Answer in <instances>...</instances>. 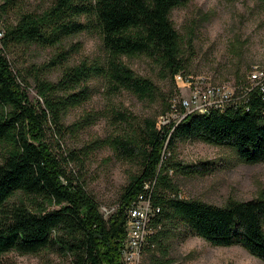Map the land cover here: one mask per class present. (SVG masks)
Masks as SVG:
<instances>
[{"label": "trees", "instance_id": "obj_1", "mask_svg": "<svg viewBox=\"0 0 264 264\" xmlns=\"http://www.w3.org/2000/svg\"><path fill=\"white\" fill-rule=\"evenodd\" d=\"M23 1L3 0L0 18L20 9ZM192 1L53 0L41 13L22 9L16 23L4 24L5 36L0 41V147L4 149L0 257L56 250L71 256L74 264H123L120 251L127 237L128 211L144 196L155 210L150 220L154 233L146 252L158 249L167 257V243L178 233L184 238L199 236L218 247L240 246L264 262V194L215 206L179 198V188L171 179L173 173L189 177L208 170L206 163L186 165L175 158L178 143L193 139L230 146L245 163H264V100L258 89L241 107L190 114L178 124L159 125L149 118L139 122L126 112H113L118 134L93 141L80 151L57 152L49 140L48 130L61 149L69 134L91 125V115L70 126L63 121L71 110L91 99L94 79L103 80L113 94L127 91L156 101L159 88L150 78L138 76L124 58L146 56L172 77L186 72L189 60L171 13ZM260 2L264 8V0ZM91 26L100 32L105 60L66 67L56 83L35 78L42 103H33L5 53L23 44L60 47ZM66 55L60 53L50 66L62 65ZM163 103L167 114L171 107L166 99ZM101 146L141 164V173L132 178L118 208L107 218L87 193L84 181L68 170L70 164H85L84 159ZM151 262L173 264L170 259Z\"/></svg>", "mask_w": 264, "mask_h": 264}, {"label": "rangeland", "instance_id": "obj_2", "mask_svg": "<svg viewBox=\"0 0 264 264\" xmlns=\"http://www.w3.org/2000/svg\"><path fill=\"white\" fill-rule=\"evenodd\" d=\"M52 2L24 0L20 9H12L0 18V30L7 22L16 23L22 9L41 13ZM2 4L3 0H0V6ZM171 19L184 41L183 52L189 60L186 75L206 83L229 84L236 88L249 83L253 67L264 70V8L260 0H193L175 8ZM62 52H68L63 64L50 66ZM5 54L35 104L42 103L35 89V78L56 83L66 67L81 62H103L106 58L100 32L94 26L66 39L60 47L23 44L12 47ZM124 61L138 76L150 78L156 84L159 88L156 101L142 100L127 91L113 94L103 80H92L91 99L71 110L63 123L70 126L82 121L86 115H91L94 120L77 134H69L61 149L48 130L49 140L57 152L80 151L93 141L116 136L119 129L112 119L113 112H126L139 122L148 118L159 122L170 113H163V99L171 107L173 99L187 96L185 90L178 88L175 77L148 57L124 58ZM3 156L4 149L0 147V161ZM175 158L186 165L206 163L208 169L203 174L189 177L180 173L171 175L181 199L225 206L230 201H249L264 194V163H245L230 146L214 145L201 139L183 141L177 145ZM84 161L83 165L80 162L70 164L68 170L84 181L87 193L99 203L101 213L108 216L118 208L121 195L132 178L141 173V164L119 158L106 146L92 150ZM167 244V257L158 249L147 251L144 264H152L151 259L162 262L170 259L173 264H264L240 246L218 247L195 235L184 238V235L173 233ZM0 264H74V261L59 251L44 250L38 254L11 252L0 257Z\"/></svg>", "mask_w": 264, "mask_h": 264}, {"label": "built area", "instance_id": "obj_3", "mask_svg": "<svg viewBox=\"0 0 264 264\" xmlns=\"http://www.w3.org/2000/svg\"><path fill=\"white\" fill-rule=\"evenodd\" d=\"M4 36L3 26L0 30V41ZM174 77L178 88L185 90L187 96L180 100H172L170 113L158 122L159 125L171 122L178 124L190 114L224 113L230 108L241 107L255 89L259 90L264 100V70L258 67H253L250 71L248 84L236 88L229 84L206 83L203 79L186 75L185 72H180ZM154 215L155 210L151 206L150 199L144 196H140L139 201L129 209L127 237L120 251L123 264H144V255L150 245V237L154 233L150 226V220Z\"/></svg>", "mask_w": 264, "mask_h": 264}]
</instances>
